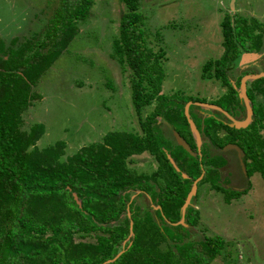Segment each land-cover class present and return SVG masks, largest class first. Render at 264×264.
<instances>
[{
  "label": "trees",
  "instance_id": "16d2710c",
  "mask_svg": "<svg viewBox=\"0 0 264 264\" xmlns=\"http://www.w3.org/2000/svg\"><path fill=\"white\" fill-rule=\"evenodd\" d=\"M122 1L126 9L115 53L133 71V102L143 133L112 130L65 159L66 142L42 146L44 123L25 127L24 114L42 98L34 87L80 32L78 22L89 18L94 0H60L39 35L15 37L9 45L0 38V264H210L226 240L220 235L190 238V227L201 220L193 204L197 190L185 207L196 180L201 177L197 187L209 183L225 193L228 202L248 191L224 185L230 180L222 168L229 160L211 146L237 145L247 176L259 172L264 178V103L257 100L264 98V76L247 81L252 112L247 125L200 114L195 104L205 98L162 93L164 52L147 43L142 0ZM222 28L224 52L205 63L204 74L228 86L210 103L221 108L223 117L239 118L246 110L239 89L244 76L254 72L239 74L235 84L228 72L243 53L264 50V23L227 14ZM156 99L153 111L143 117V108ZM160 117L190 149L167 136ZM143 152L158 164L149 174L129 166L131 157ZM148 194L150 203L159 206L156 216L146 208L140 214L143 207L137 202ZM93 233L95 241L82 239Z\"/></svg>",
  "mask_w": 264,
  "mask_h": 264
},
{
  "label": "rangeland",
  "instance_id": "374dc122",
  "mask_svg": "<svg viewBox=\"0 0 264 264\" xmlns=\"http://www.w3.org/2000/svg\"><path fill=\"white\" fill-rule=\"evenodd\" d=\"M59 4L60 0H0V38L9 45L15 37L39 35ZM125 9L122 0H94L89 18L78 22L80 32L34 87L42 98L25 112V127L43 122L45 134L39 143L45 146L64 140V159L83 145L101 141L112 130L143 133L133 102V71L115 53ZM141 12L148 45L154 51L164 52L160 59L164 71L162 93L179 92L205 98L207 102L195 104L200 114L213 113L232 124L246 123L251 101L244 96V91L249 87L248 80L264 74V50L254 53V57H244L247 63H239L228 72L233 84L244 71L254 72L244 76L249 78L239 89L246 104L239 118L226 112L227 117H223L218 113V106L210 103L228 92V86L215 77L206 78L204 65L220 58L224 52L222 21L225 16L238 13L264 23V0H142ZM257 100L264 103L261 95ZM157 103L158 99L145 106L143 117ZM159 121L168 137L181 140L166 120L160 117ZM210 150L214 154L223 153L229 160L222 168L223 177L230 180L224 185L248 191L228 202L225 193L212 189L209 183L198 186L193 204L199 208L201 220L197 226L190 227V238L220 235L226 240L221 253L210 264H264V178L259 172L247 176L236 149L211 146ZM157 165L149 152L133 155L129 163L143 174L153 172ZM137 194L131 192L133 198ZM149 198L150 194L139 197L137 203L143 207L140 214L146 208L156 216L154 209L159 206L150 203ZM95 235L82 239L95 241ZM161 243L166 248V243Z\"/></svg>",
  "mask_w": 264,
  "mask_h": 264
},
{
  "label": "water",
  "instance_id": "95a60500",
  "mask_svg": "<svg viewBox=\"0 0 264 264\" xmlns=\"http://www.w3.org/2000/svg\"><path fill=\"white\" fill-rule=\"evenodd\" d=\"M244 56L245 57H250V56H255V54L254 53H245L244 54ZM261 76H264V74L262 73V74H257V75H255V76H253V79L254 78H257V77H261ZM249 77H244L243 78V81H242V84H245V82H246V80L248 79ZM244 96L247 98V95H246V89H245V91H244ZM247 100H248V98H247ZM189 105H190V103L187 105V107H186V112H187V114H188V107H189ZM219 108V107H218ZM219 109H221V108H219ZM223 110V109H222ZM251 114H252V112H250V115H249V120L246 122V123H244V124H239V123H237V122H235V126H237V127H241V126H245V125H247L249 122H250V120H251ZM190 122H191V124H192V129H193V131L196 133V135H197V137H198V135H199V133H198V131L196 130V127H195V125H194V123H193V121L192 120H190ZM243 123V122H242ZM178 135V134H177ZM179 136V135H178ZM179 138H181L180 136H179ZM180 144H182V145H184L187 149H190L189 148V146H188V144H186V142L184 141V139L183 138H181V140H179L178 141ZM227 147H229L230 149L231 148H234V149H236L237 151H239V153H240V156H241V159H242V151L240 150V148L237 146V145H234V144H228L225 148H227ZM224 148V149H225ZM201 179V177L199 178V179H197L196 180V184L193 186V189H192V191H191V193H190V195H189V198H188V200H187V202H186V204H185V207L189 204V202H190V199H191V196L195 193V191H196V189H197V183H198V181ZM184 207V208H185ZM181 222H183V220H181ZM120 254V253H119Z\"/></svg>",
  "mask_w": 264,
  "mask_h": 264
},
{
  "label": "crops",
  "instance_id": "0c3cea01",
  "mask_svg": "<svg viewBox=\"0 0 264 264\" xmlns=\"http://www.w3.org/2000/svg\"><path fill=\"white\" fill-rule=\"evenodd\" d=\"M262 23H263V22H262ZM247 53H251V52H247ZM244 54H245V53H244ZM244 54H243V55H244ZM244 57H245V56H241V58H240V60H241L240 63H241V64H242V63H247L246 60H243Z\"/></svg>",
  "mask_w": 264,
  "mask_h": 264
},
{
  "label": "clouds",
  "instance_id": "9594fccd",
  "mask_svg": "<svg viewBox=\"0 0 264 264\" xmlns=\"http://www.w3.org/2000/svg\"><path fill=\"white\" fill-rule=\"evenodd\" d=\"M246 53V52H245ZM252 53V52H251Z\"/></svg>",
  "mask_w": 264,
  "mask_h": 264
},
{
  "label": "flooded vegetation",
  "instance_id": "af4514ba",
  "mask_svg": "<svg viewBox=\"0 0 264 264\" xmlns=\"http://www.w3.org/2000/svg\"><path fill=\"white\" fill-rule=\"evenodd\" d=\"M243 81V80H242Z\"/></svg>",
  "mask_w": 264,
  "mask_h": 264
}]
</instances>
